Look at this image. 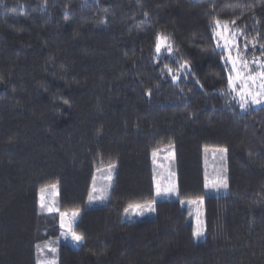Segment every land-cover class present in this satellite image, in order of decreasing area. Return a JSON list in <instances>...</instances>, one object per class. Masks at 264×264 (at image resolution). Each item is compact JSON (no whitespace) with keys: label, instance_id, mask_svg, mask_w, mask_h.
Wrapping results in <instances>:
<instances>
[{"label":"trees","instance_id":"trees-1","mask_svg":"<svg viewBox=\"0 0 264 264\" xmlns=\"http://www.w3.org/2000/svg\"><path fill=\"white\" fill-rule=\"evenodd\" d=\"M217 19L246 58L264 56V0H0V264H37L71 211L82 241L58 242L57 264H264V104L233 95ZM165 150L178 197L155 200ZM220 151L228 187L207 194ZM108 167L106 202L89 205ZM188 199L202 201L199 240ZM151 202V217L122 219Z\"/></svg>","mask_w":264,"mask_h":264},{"label":"rangeland","instance_id":"rangeland-1","mask_svg":"<svg viewBox=\"0 0 264 264\" xmlns=\"http://www.w3.org/2000/svg\"><path fill=\"white\" fill-rule=\"evenodd\" d=\"M223 23L225 22H221V24ZM216 33H221L220 38L216 36L217 44L220 48L223 49L225 53V59L231 67L230 75L233 77L234 82L236 80V74L233 72L232 64L230 63V60H236L238 56L240 57V60H243L250 66L253 74H256L262 70L260 68V64H264V56H257V57L254 56L251 58H246L244 56V53L241 52L238 47L236 32L232 29V27L229 24H228V29L216 27L215 35ZM229 33H232L233 35H229ZM225 38L227 40V43ZM233 44H235L236 47H233ZM229 49L231 50L229 51ZM161 52L169 53V51L167 50H162ZM239 67H240V61L237 60V68L239 69ZM240 75L243 76L244 73L240 72ZM259 83L260 81H257V84ZM232 93L236 97V99L241 103L239 94L234 91H232ZM262 104H264V102L259 104H252L249 100V103L246 105V107L248 106L257 107ZM156 153L157 155L155 157H153L152 154L155 200L176 199L178 197V193L176 187V179L172 169L173 154L171 151L168 150L157 151ZM206 166H207L206 169L207 173L205 179V192L207 194H219L221 192H224L225 188L220 186V184L218 183L219 180H222L225 177L223 153L221 151L209 152L208 157L206 159ZM109 177H111V179H109ZM112 178H113V169L111 167L105 168L97 172V174L95 175V183L93 185L91 192V195L94 197V199L92 201L88 200L89 205H100L106 202L107 195L111 186ZM157 184H159L162 193L165 189L169 187H174L175 192L167 195L161 194L157 196L156 195ZM206 184L208 185L207 187ZM42 196L45 204L44 208L41 207ZM56 197H57L56 186L53 185L44 188L40 193V199H39L41 212H45L47 214H53V213L55 214L57 211ZM182 201L183 203H181V205L189 209V216L193 221L194 233L197 230H202L204 235L201 201L191 200V199L182 200ZM191 201H195V203H191ZM137 205L144 206L145 208L146 206L151 205L154 208L152 202L130 205L127 208H125L124 213L122 215V219L128 221H135V220H140L142 218L151 217L154 214V211L149 212L146 210H144L143 215L137 214L138 211L142 210V209H137L136 208ZM49 206L52 207L54 210L51 212L47 211V207ZM73 212L76 211L60 213L58 214V217L55 218L54 235L52 236L51 239L41 242L40 245L38 246L37 264H48L49 261H54L55 264H57V245L58 242L60 241L68 242L73 246H78L81 243V242H76L72 239V235H71V232H73L72 228L74 223L78 219L77 217L75 219V222L72 221ZM61 214H66L63 217V222L65 225L64 228H61ZM69 225H71L70 229H69ZM203 235L200 237H196V236L194 237L196 240H199L203 238ZM51 249H55V251H52Z\"/></svg>","mask_w":264,"mask_h":264},{"label":"snow or ice","instance_id":"snow-or-ice-1","mask_svg":"<svg viewBox=\"0 0 264 264\" xmlns=\"http://www.w3.org/2000/svg\"><path fill=\"white\" fill-rule=\"evenodd\" d=\"M234 23V21H233ZM215 25L217 28H223V29H228V24L227 22L221 24L220 20H216L215 21ZM229 35H233L232 33H229ZM216 36L218 38L221 37V33H216ZM226 40V38H225ZM227 43V40H226ZM233 47H236L235 44H233ZM162 50H167V51H171L170 45H169V38L167 36H165L164 34H158L157 35V42H156V51L157 53H160ZM231 49H229L230 51ZM237 60L240 61V67L239 69L237 68ZM230 63L232 64V69L233 72L236 74V80L234 82L233 77L230 75L229 76V87L232 91L237 92L239 94V98H240V107L241 108H245L246 105L249 103V100L252 104H259L264 102V64H260V68L262 69L261 71H259L256 74H253L250 66L244 62L243 60H240V57L238 56L236 60H230ZM186 65H182L181 67H185ZM246 70V71H245ZM169 72H171V69L168 70ZM240 72H243L244 75L241 76ZM176 77L173 76V79H175ZM257 81H260L259 84H257ZM226 151V150H225ZM157 155L156 152L153 153V157H155ZM109 179H111V177H109ZM218 183L220 184V186H222L223 188H227L228 184H227V178L224 177L222 180H219ZM208 185L206 184V187ZM215 186V185H213ZM95 191V189H94ZM175 192V188L174 187H169L167 189H165L162 193L161 188L159 186V184H157L156 187V195L159 196L161 194H171ZM94 199V197L92 195L89 196V200L92 201ZM181 203H183V201H181ZM191 203H195V201H191ZM202 203V201H201ZM41 207L44 208L45 204L43 201V196L41 199ZM137 209H142L140 211L137 212V214L139 215H143L144 210L146 211H154L155 209L151 206L148 205L146 206V208L144 206H140L137 205L136 206ZM54 209L52 207H47V211L51 212ZM127 211V210H126ZM66 214H61V228H64V222H63V217ZM79 213L77 212H73L72 213V221L75 222V219L78 217ZM71 228V225H69V229ZM72 235V239L76 242H81L82 241V237L78 236L75 234V232H71ZM203 235V231L202 230H197L194 233V236L196 237H200ZM52 251H55V249H51ZM48 264H55L54 261H49Z\"/></svg>","mask_w":264,"mask_h":264}]
</instances>
